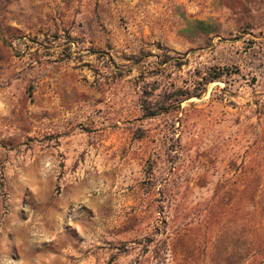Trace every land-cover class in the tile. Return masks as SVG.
Instances as JSON below:
<instances>
[{"label":"rangeland","instance_id":"obj_1","mask_svg":"<svg viewBox=\"0 0 264 264\" xmlns=\"http://www.w3.org/2000/svg\"><path fill=\"white\" fill-rule=\"evenodd\" d=\"M0 264H264V0H0Z\"/></svg>","mask_w":264,"mask_h":264},{"label":"trees","instance_id":"obj_2","mask_svg":"<svg viewBox=\"0 0 264 264\" xmlns=\"http://www.w3.org/2000/svg\"><path fill=\"white\" fill-rule=\"evenodd\" d=\"M220 76V74H212L211 76H209V78L205 79V83H208L210 81H213L215 79H217L218 77ZM191 93L190 91H186L185 92V96L186 98L191 96ZM164 106L161 104V105H158L154 108H151V106L145 102H143V104H141V110L143 111V115L145 117H151V116H154V115H157L159 114L160 112L164 111Z\"/></svg>","mask_w":264,"mask_h":264}]
</instances>
